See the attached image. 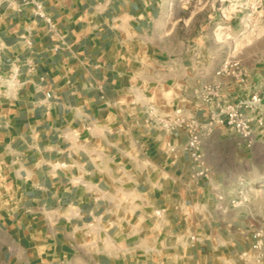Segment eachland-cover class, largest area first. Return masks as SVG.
Masks as SVG:
<instances>
[{"label": "crops", "instance_id": "crops-1", "mask_svg": "<svg viewBox=\"0 0 264 264\" xmlns=\"http://www.w3.org/2000/svg\"><path fill=\"white\" fill-rule=\"evenodd\" d=\"M158 6L0 3L4 56L20 69L0 99V264H236L249 221L223 197L219 163L204 145L210 170L195 177L186 131L154 125L147 111H171L179 97L158 66L182 61L199 82L212 64L199 60L201 45L143 59L155 50L144 40L160 35Z\"/></svg>", "mask_w": 264, "mask_h": 264}, {"label": "rangeland", "instance_id": "rangeland-1", "mask_svg": "<svg viewBox=\"0 0 264 264\" xmlns=\"http://www.w3.org/2000/svg\"><path fill=\"white\" fill-rule=\"evenodd\" d=\"M141 1L144 6L159 5L160 35L144 40L148 49L155 47L143 52L147 63L155 57L161 63L170 56L181 57L189 45L204 46L199 60H212L211 67L200 69L205 77L199 82L188 81L190 70L182 61L175 63L172 72L158 66L153 72L156 79L169 80L165 88L173 87L171 92L179 97L171 111L153 105L154 113L162 117L185 107L187 115L204 119L219 104L232 105L252 127L251 135L244 137L227 125H215L203 136L202 148L208 171L204 145L207 156L219 163L226 176L223 197L227 195L232 207L244 210L249 221L245 237L239 238L236 264H264V0ZM158 87L163 88L162 83ZM186 97L187 105L182 102Z\"/></svg>", "mask_w": 264, "mask_h": 264}, {"label": "built area", "instance_id": "built-area-1", "mask_svg": "<svg viewBox=\"0 0 264 264\" xmlns=\"http://www.w3.org/2000/svg\"><path fill=\"white\" fill-rule=\"evenodd\" d=\"M4 1L0 0V3ZM28 3V1L23 2L19 5V8L21 9ZM36 6L38 9L41 8L40 5ZM38 14L47 20L50 27H53L51 18L46 12L39 10ZM5 49V43L0 37V99L10 95L11 91L16 88L20 76L19 59L16 57L6 58L4 56ZM47 96L50 97L51 92H47ZM206 98L207 100H212V96ZM217 108L210 110L204 119L194 114L185 115L182 108L176 109L173 113L162 117L154 113L153 106L147 110L150 120L154 125H159L172 134H176L180 129L186 131L188 139L185 149L189 153L190 167L195 177H201L208 171V167L204 161L202 139L205 134L212 131L215 125H227L240 132L244 137H249L252 132L250 123L241 118L242 114L238 109L232 105L221 107L220 104ZM172 149L174 150L175 148ZM72 212H70V215L78 216V212H73V214ZM156 213L157 215H163V209L157 210Z\"/></svg>", "mask_w": 264, "mask_h": 264}]
</instances>
